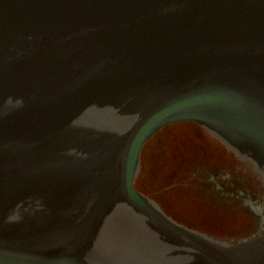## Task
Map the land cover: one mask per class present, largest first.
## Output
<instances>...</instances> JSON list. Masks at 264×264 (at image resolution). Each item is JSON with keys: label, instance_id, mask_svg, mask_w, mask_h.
Returning a JSON list of instances; mask_svg holds the SVG:
<instances>
[{"label": "water", "instance_id": "95a60500", "mask_svg": "<svg viewBox=\"0 0 264 264\" xmlns=\"http://www.w3.org/2000/svg\"><path fill=\"white\" fill-rule=\"evenodd\" d=\"M181 122L264 179V0H0V264H264L262 229L139 191L221 154L188 123L142 155Z\"/></svg>", "mask_w": 264, "mask_h": 264}, {"label": "flooded vegetation", "instance_id": "af4514ba", "mask_svg": "<svg viewBox=\"0 0 264 264\" xmlns=\"http://www.w3.org/2000/svg\"><path fill=\"white\" fill-rule=\"evenodd\" d=\"M192 125L204 132L198 137L202 138L207 135L220 145L222 149L220 157L209 156L208 151L206 154H193L191 158L182 156L181 163L177 165L179 170L174 172L178 176L175 183H170L161 189H156L154 185H148L143 190L138 185V179V188L155 199L172 218L209 235L235 242L256 234L264 222V181L258 176L251 164L240 159L199 125ZM194 151L197 150L194 149ZM173 190L176 192H172ZM178 193L205 199L207 205L209 203L218 204L215 207L219 208L221 213L240 214L238 217L247 218V222L243 224L241 220L236 224L238 228L226 229L225 231L224 229L206 227L200 221H195L192 224L183 220L189 219L185 211L174 210L172 201ZM211 230L223 232L225 236H219L217 235L219 233H214Z\"/></svg>", "mask_w": 264, "mask_h": 264}]
</instances>
